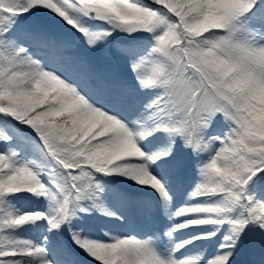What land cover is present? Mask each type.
I'll use <instances>...</instances> for the list:
<instances>
[{
  "label": "snow or ice",
  "instance_id": "6c2138e0",
  "mask_svg": "<svg viewBox=\"0 0 264 264\" xmlns=\"http://www.w3.org/2000/svg\"><path fill=\"white\" fill-rule=\"evenodd\" d=\"M82 257L264 264V0H0V264Z\"/></svg>",
  "mask_w": 264,
  "mask_h": 264
},
{
  "label": "rangeland",
  "instance_id": "374dc122",
  "mask_svg": "<svg viewBox=\"0 0 264 264\" xmlns=\"http://www.w3.org/2000/svg\"><path fill=\"white\" fill-rule=\"evenodd\" d=\"M82 48H83L82 44L77 39L74 42L69 43L64 51H65V54L68 56H79L81 54ZM85 59L88 65L94 71L100 73L102 76L106 78H111L120 72L119 68L111 65L108 61L102 59L101 57L95 54H89L85 57ZM125 185L131 186V182ZM24 235L28 236V238H32L31 234H24Z\"/></svg>",
  "mask_w": 264,
  "mask_h": 264
},
{
  "label": "bare ground",
  "instance_id": "6f19581e",
  "mask_svg": "<svg viewBox=\"0 0 264 264\" xmlns=\"http://www.w3.org/2000/svg\"><path fill=\"white\" fill-rule=\"evenodd\" d=\"M119 179H123V178H119ZM126 186V187H125ZM120 187L121 188H124V189H130L131 188V186H129V185H125V184H123V185H120ZM182 198V197H181ZM111 206L113 207V208H115V207H118V205L116 204V202H112L111 203ZM178 238H186V237H178ZM248 257H247V254H243L241 257H240V260L241 261H244V260H246ZM81 264H87V261H86V259L85 258H81Z\"/></svg>",
  "mask_w": 264,
  "mask_h": 264
}]
</instances>
